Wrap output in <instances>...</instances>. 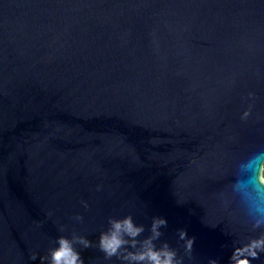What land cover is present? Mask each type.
I'll return each mask as SVG.
<instances>
[{"label": "water", "instance_id": "obj_1", "mask_svg": "<svg viewBox=\"0 0 264 264\" xmlns=\"http://www.w3.org/2000/svg\"><path fill=\"white\" fill-rule=\"evenodd\" d=\"M262 174L264 0H0V264L129 215L229 264L264 234Z\"/></svg>", "mask_w": 264, "mask_h": 264}, {"label": "clouds", "instance_id": "obj_2", "mask_svg": "<svg viewBox=\"0 0 264 264\" xmlns=\"http://www.w3.org/2000/svg\"><path fill=\"white\" fill-rule=\"evenodd\" d=\"M245 112L242 119L249 116ZM261 183H264L262 174ZM87 207V205H85ZM77 221H81V216H76ZM109 227L99 235L98 243L94 244L88 238L73 234L71 238L60 236L54 240L56 246L49 249L47 256L39 257L41 264H85L81 251L90 248H98L104 254L105 259L117 258L122 264H184V256L192 259L193 245L195 237L189 238L186 230H177L178 243H182L184 256H180L177 249L170 246L168 242L159 243L164 235L162 228H167V220L161 217H153L149 235L140 239L145 232L144 225L134 223L131 215L122 219L110 218ZM253 229H264V218L259 215L252 217ZM60 231H64L63 228ZM77 245L80 250H77ZM264 253V234L258 238L249 240L246 244L234 247L229 258V264H252L253 260L260 259V254ZM35 261L37 255L30 257ZM208 264H219L216 259H209Z\"/></svg>", "mask_w": 264, "mask_h": 264}]
</instances>
